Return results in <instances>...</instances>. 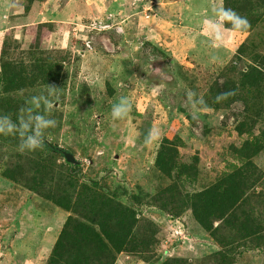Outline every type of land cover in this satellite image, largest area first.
Instances as JSON below:
<instances>
[{"label":"rangeland","instance_id":"obj_1","mask_svg":"<svg viewBox=\"0 0 264 264\" xmlns=\"http://www.w3.org/2000/svg\"><path fill=\"white\" fill-rule=\"evenodd\" d=\"M26 4L16 0L14 10L25 11L23 17H8V30H0V113L17 120L22 108L33 107L54 119L45 142L61 152L21 151L19 135L0 134V264H25L30 257L46 262L47 256L33 254L40 234L42 252L48 248L50 255L70 214L48 197L56 191L63 201L82 205L116 195L133 209L136 236L153 228L156 241L148 253L122 252L114 264H264V248L253 246L246 233L257 219L264 226V84L245 86L247 100L227 106H214L209 95L214 80L235 82L233 74L239 76L253 52L264 55V0H56L49 5L54 12L42 10L41 17L39 10L29 14ZM220 7L252 21L244 32L225 25L220 47H213L209 26ZM242 43L246 56L238 53ZM5 62L12 74L3 73ZM20 79L25 87L13 90ZM189 92L207 102L196 118ZM32 97L40 98L39 107ZM121 97L132 111L116 120L111 110ZM152 127L161 137L145 144ZM161 149H169L179 165L171 176L185 164L196 167V180L184 184L158 170ZM66 153L79 170L60 156ZM246 159L258 183L253 197L245 193L247 200L235 204L237 225L221 231L222 246L189 209L176 215L154 199L174 183L201 191ZM14 166L16 172L9 171Z\"/></svg>","mask_w":264,"mask_h":264},{"label":"trees","instance_id":"obj_2","mask_svg":"<svg viewBox=\"0 0 264 264\" xmlns=\"http://www.w3.org/2000/svg\"><path fill=\"white\" fill-rule=\"evenodd\" d=\"M35 1L43 0H26L25 4L27 2L26 6L28 5L30 8ZM249 20L252 21L251 18ZM247 48L248 46L242 43L238 49L239 55L246 56ZM252 56L254 57L248 59L247 65L239 72V76L233 74L237 81L232 82L225 79L221 84L216 80L212 82L209 95L212 93L210 101L214 106L221 107L220 103L226 105L233 100H247L246 94L242 96L245 86L264 84V55L253 52ZM7 65L8 62L1 65L3 73L12 74L13 70L6 69ZM25 80H17L15 83L18 85L13 90L25 87ZM218 96L221 97L219 101L216 99ZM172 150L173 148H171ZM42 151L47 154H60L61 149L45 142ZM171 151L169 149L159 151L156 157L157 169L170 178L177 176L179 179L177 180L184 184L194 182L197 178L196 167L190 165H180L181 171L176 176H171V171H176V168L179 167L176 157L171 154ZM60 156L66 160L65 156ZM241 161L243 162L242 159ZM66 162L67 165L79 170L75 163L67 160ZM15 166L9 171L16 172ZM255 175L251 161L246 159L243 166L221 173L214 181L204 185L201 191H187L185 188L181 189L182 183H174L162 188L154 199L158 200L159 208L176 215L189 209L194 222L222 246L224 237H221V231L232 230L229 226L234 228L237 225L233 209L235 204L244 203L243 201L247 200L242 197L245 193L249 197L254 196L252 191L255 184L258 183V178ZM182 176L185 179H182ZM7 177L11 178L9 175ZM60 193L61 191H56L48 197L55 200L56 206L70 214L44 264H114L116 254L122 252L145 254L152 249L156 241L153 228H146L140 236H136L134 232L136 220L133 209L119 203L116 195L111 199H101L102 203H83L82 205L81 203H69V199L63 201V194L60 195ZM248 214L244 212L242 218L250 223ZM216 219L220 220L217 226L214 225ZM239 226L241 229H245L242 228L243 222H239ZM263 228L264 226L257 219L255 227L251 231L249 229L246 231L249 236L254 237L251 241L256 248H264V238L263 240L261 238L262 235L264 236ZM167 264L169 263L167 262Z\"/></svg>","mask_w":264,"mask_h":264},{"label":"clouds","instance_id":"obj_3","mask_svg":"<svg viewBox=\"0 0 264 264\" xmlns=\"http://www.w3.org/2000/svg\"><path fill=\"white\" fill-rule=\"evenodd\" d=\"M216 19L210 22L209 31L213 36V47H220L223 41L224 26L230 24V31L244 32L250 28L246 17L239 15L231 8L220 7L215 10ZM53 89L55 87H52ZM53 93L50 91L49 96ZM217 101L221 99L218 96ZM188 100L193 109V118L207 109V102L202 96L194 92L188 93ZM31 103L36 107L40 106V98L32 97ZM51 103H49V108ZM132 111V103L127 97H121L119 102L112 106L111 115L113 119H125ZM23 115L13 120L11 115L0 113V134H17L21 138L19 148L21 151H35L45 144V132L55 127L56 121L48 118L47 115L34 111L33 107L21 109ZM161 132L157 127L149 129L144 138L145 144H151L160 139Z\"/></svg>","mask_w":264,"mask_h":264},{"label":"crops","instance_id":"obj_4","mask_svg":"<svg viewBox=\"0 0 264 264\" xmlns=\"http://www.w3.org/2000/svg\"><path fill=\"white\" fill-rule=\"evenodd\" d=\"M55 1L56 0L35 1L33 3V5L30 7V9L28 10V12H29V14L31 12L32 15H36V13L39 10L40 11L39 14H40V17H41L42 14H43L42 10H45V11L48 10V13H49V11H50L49 5H54ZM15 2H16V0H7V4H5V3L3 4V9H1V13H2L1 18H2V20H5V23H4V25L1 26L2 28H0V30H4V29L8 30V28L10 26V23L12 21L8 17L17 16V17H15V19H18V18L21 19V17H23V14H24L25 11L24 12L22 11V13L20 14L21 11H15L14 10V9H16V7H13ZM23 2H24V5H25V0H23ZM24 5H23V7H24ZM5 7L7 8V11L6 10L4 11ZM50 12H52V11H50ZM16 13L20 14V15H16ZM37 16H38V14H37ZM40 23H42V21H40ZM18 24H21V22L18 21ZM58 226L60 227V224ZM57 233H58V231H55V233L51 236V238L54 239L57 236ZM40 235H41L40 236V242L38 243V245L35 246L33 254H36L37 258H38L39 255H42V254H43L42 256H47L48 257V253L50 252L49 249L45 248L46 249L45 252L44 251L42 252V249H41V247H44L45 235H43V236H42V234H40ZM46 239H47V237H46ZM24 262H25V264H39L40 262H43V261H42V259H39L38 262H33V260L30 257Z\"/></svg>","mask_w":264,"mask_h":264},{"label":"water","instance_id":"obj_5","mask_svg":"<svg viewBox=\"0 0 264 264\" xmlns=\"http://www.w3.org/2000/svg\"><path fill=\"white\" fill-rule=\"evenodd\" d=\"M65 159L68 161V162H71V163H74L75 160L73 159V156L69 153H66L65 155Z\"/></svg>","mask_w":264,"mask_h":264},{"label":"built area","instance_id":"obj_6","mask_svg":"<svg viewBox=\"0 0 264 264\" xmlns=\"http://www.w3.org/2000/svg\"><path fill=\"white\" fill-rule=\"evenodd\" d=\"M97 25H98V23H96V22H94L93 24H92V28H96L97 27Z\"/></svg>","mask_w":264,"mask_h":264}]
</instances>
